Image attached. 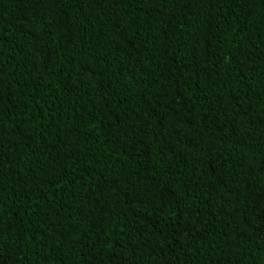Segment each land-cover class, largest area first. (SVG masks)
Here are the masks:
<instances>
[{
  "label": "trees",
  "instance_id": "16d2710c",
  "mask_svg": "<svg viewBox=\"0 0 264 264\" xmlns=\"http://www.w3.org/2000/svg\"><path fill=\"white\" fill-rule=\"evenodd\" d=\"M0 264H264V0H0Z\"/></svg>",
  "mask_w": 264,
  "mask_h": 264
}]
</instances>
